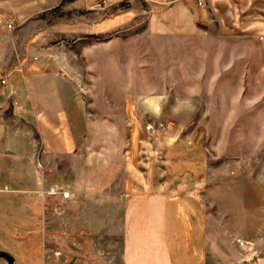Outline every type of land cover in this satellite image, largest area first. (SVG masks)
<instances>
[{
  "label": "rangeland",
  "instance_id": "374dc122",
  "mask_svg": "<svg viewBox=\"0 0 264 264\" xmlns=\"http://www.w3.org/2000/svg\"><path fill=\"white\" fill-rule=\"evenodd\" d=\"M129 15L109 23H124ZM29 16L26 27L33 33L53 28L59 17L68 21L73 15L51 8L30 9ZM64 43L71 54L68 65L77 69L73 90L88 111L89 124L94 134L102 128L109 133V138H94V163L103 152L110 167L125 164V170L118 172L125 174L133 190L146 189L148 181L150 188L166 190V176L158 166L167 146L174 140V145L179 140L201 144L213 172L204 196L219 213L220 230L236 244L240 264H264L263 234L244 245L236 241L250 237L255 219L264 211L263 205L249 203L251 184L264 183V74L257 67L253 44L219 37L153 36L143 24L104 38ZM165 170L168 176L184 171L168 163ZM200 170L185 169L194 176ZM24 176L25 184H17L12 172L0 170V251L9 254L14 264H121L119 233L110 234L108 256L97 255L100 250L95 248L105 229L120 225L123 211L119 213L116 204L104 199L103 205L86 208V216L73 218L79 226L70 224L53 195L32 202L17 192L36 186L32 170ZM59 224L72 227L60 233ZM84 228L92 232H79L82 248L70 249L68 240L77 239L75 231ZM227 249H222L225 262L231 259ZM0 264L6 262L0 259Z\"/></svg>",
  "mask_w": 264,
  "mask_h": 264
},
{
  "label": "crops",
  "instance_id": "0c3cea01",
  "mask_svg": "<svg viewBox=\"0 0 264 264\" xmlns=\"http://www.w3.org/2000/svg\"><path fill=\"white\" fill-rule=\"evenodd\" d=\"M123 5L127 7L121 11ZM51 8L73 16L68 21L59 17L53 28L31 33L26 27L29 10ZM125 14L131 18L124 23H109ZM139 24L153 36L249 42L264 74V0H202L201 6L197 0H0V80H5L0 82V170L12 172L17 184H25V171L32 170L35 188L17 192L32 202L53 195L70 224L79 226L73 218L86 216V208L101 206L104 199L116 204L119 213L123 211L120 225L101 234L97 255H109L110 234L117 232L121 264H240L236 244L220 230L219 213L204 196L213 172L201 144L179 140L174 145V140L167 146L158 166L166 176V190L150 188L149 181L146 189L133 190L118 172L125 164L110 167L103 152L94 163V138H109V133L102 128L94 134L89 124L88 111L73 90L77 69L68 65L71 54L64 41L104 38ZM167 163L184 171L168 176ZM194 167L202 168L198 176L187 175L185 169ZM51 172L55 175L46 176ZM254 183L249 203L264 206V183ZM57 226L60 233L72 227ZM84 229L75 231L77 239L68 240L70 249L82 248L79 232H92ZM258 233L264 236V211L255 219L250 237L236 241L247 244ZM223 247L231 251L229 262Z\"/></svg>",
  "mask_w": 264,
  "mask_h": 264
},
{
  "label": "water",
  "instance_id": "95a60500",
  "mask_svg": "<svg viewBox=\"0 0 264 264\" xmlns=\"http://www.w3.org/2000/svg\"><path fill=\"white\" fill-rule=\"evenodd\" d=\"M0 259L4 260L6 264H14L13 258L5 252L0 251Z\"/></svg>",
  "mask_w": 264,
  "mask_h": 264
},
{
  "label": "built area",
  "instance_id": "2783aa9c",
  "mask_svg": "<svg viewBox=\"0 0 264 264\" xmlns=\"http://www.w3.org/2000/svg\"><path fill=\"white\" fill-rule=\"evenodd\" d=\"M197 4H198V6H201V4H202V0H197ZM11 24H7V28H9V29H11ZM1 83H4V80H1Z\"/></svg>",
  "mask_w": 264,
  "mask_h": 264
}]
</instances>
